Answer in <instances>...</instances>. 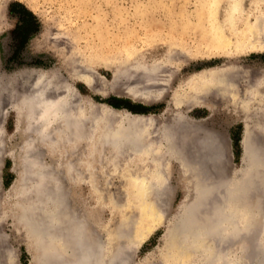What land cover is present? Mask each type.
<instances>
[{
	"label": "rangeland",
	"instance_id": "374dc122",
	"mask_svg": "<svg viewBox=\"0 0 264 264\" xmlns=\"http://www.w3.org/2000/svg\"><path fill=\"white\" fill-rule=\"evenodd\" d=\"M198 2L200 0H0V264H40L39 251L33 243V237L26 232V228L22 224V222L24 223L23 211H26V207L23 206L27 205V199L30 200L36 196L34 190V193L33 191L27 193L29 195L22 192L23 188L33 184V182H30L31 179L26 180V178L28 179L27 176L29 178L34 177L32 171L28 172L30 174L25 171L26 164L24 162V140L30 133L27 129L25 116H22L19 121L18 113L13 106L17 101L16 96L21 93L20 90L23 88L26 76L31 75L32 71L58 72L86 99V110L90 123L93 124L95 120L105 118L104 124L106 126L117 127L120 120L114 117L113 114L122 109L131 112H148L149 110L160 116L164 115L165 120L171 121L175 112L174 93L181 86L182 91H184L188 87L186 82L189 77L198 71L219 67L225 63L236 64L242 67V71L240 77L237 78L238 80L232 81V88L242 90V94H244L245 88L255 78L256 75L254 76V74L264 70V51L242 54L232 58L215 57L207 59L205 57L190 58L184 56L179 60L178 76L172 84L171 91L160 100L149 104L134 101L118 92H108L107 95L103 96L89 88L85 83L69 77L67 71L70 63L66 60L67 56H71L69 50L85 49L87 44L84 43H88V38L94 36L97 30L104 32L106 42L108 41L105 47L110 48L109 50H112V52L114 50H124L126 47L146 49L150 45L152 48L161 49L157 54L158 58L164 56L166 53L164 48H166L168 42L166 37L170 33L178 35L177 28L180 25L179 23L182 22L179 17L183 13V8L194 10ZM250 3V1L247 2V8H251ZM256 7V13L261 12L264 15V0H260ZM149 14L155 19L157 18L156 20L159 22L148 23L146 20L150 17ZM98 18L103 20L102 29L98 28L96 23ZM171 23L175 27L173 31L170 29ZM61 28L67 31L70 30L68 32L72 31V34H76L78 31L79 37L84 38L80 37L79 42L73 47H67V45L57 42L56 44L51 36L67 35V31ZM154 28L159 32L157 33ZM154 34H160L158 35L159 38L157 36L156 42L150 43L152 40L150 36H155ZM162 37L163 39H161ZM190 37L187 41L191 40L189 42L191 45L195 35L191 34ZM141 39H143V42ZM96 73L100 80L97 82L99 87L106 89L109 86L108 84L114 87V82H116L115 86L119 85L118 80L114 81L111 69L99 67ZM121 82L123 84L129 83V79H123ZM235 97L236 95L233 94L227 101L218 99L214 111H210L205 106H195L191 109L184 108L183 111L185 116L187 115L186 117L193 119L192 121L202 123L201 127L225 135L228 141L229 158L223 163V166L230 167L229 170H226L225 174L222 175L220 169H212L213 167L208 163H206L207 165L201 164L202 162L197 164L198 162H195V159L191 160L189 158L193 153H186L188 163L186 161L183 162L184 164L172 159L162 160L163 162L156 163V166H153L154 168L161 167L160 169L165 171V175L168 176L166 177L168 183L164 184L167 186L164 188L167 191L163 190L165 186L161 183L165 178L157 182L158 184L161 183L159 187L162 186L161 189L158 187V190L160 189L162 193L164 191L163 194H165L160 193V197L155 195L156 191H152L157 190L156 186L149 189L150 192L152 191L149 194L146 186L139 188L138 182L140 180L137 179L136 181L137 174L133 167L128 166L129 162H109L113 160V156L107 159L109 151L102 155L101 161V155L98 152L94 155L89 154L87 158L91 161V166L86 181L75 179L74 172L71 171L68 163H62L54 157L46 156L44 165L54 171L56 179L61 180L58 181L59 185L62 188L64 187L62 191L65 192V196L68 195L65 199L70 204L69 216L77 212L78 218L82 219L84 217L87 222L86 230H88V233L92 237L103 236L108 242V247L111 249L108 248L107 252L110 250V253L116 252L119 250L118 247H123L119 252L122 251L123 257L128 252L130 264H214L207 263L204 260H207V256L213 252L211 248L218 243V240L221 244L219 245L220 249L223 252L229 249L233 256L255 254L258 249V241L263 233L261 228L264 224V190L259 189L257 191L253 189L256 191H254L255 193L252 191L253 194L249 191L250 194L247 196L251 205L244 206V208L234 210L231 200L226 199L227 197L230 198V193L227 190L245 178V175H242L245 166L243 163L242 141L246 130L242 112L234 107ZM237 98L239 97L237 96ZM254 114L255 117L260 115L259 117L264 120V112ZM260 132L262 131L256 132V141H254L257 143L256 145L264 148V132H262L263 135ZM189 138H191L192 143L196 141V136H187L184 141L187 143L190 140ZM189 163L192 164L191 168L194 167L193 170L190 168ZM186 168L193 171V173L190 172L189 174ZM201 170L205 173L200 172ZM198 171L202 173L201 176L197 174ZM204 174L207 176H204ZM19 175L21 178L16 185ZM195 175H198V177ZM195 178L200 179V182ZM50 180L51 178L48 177L46 183L55 186ZM133 180L137 185L134 184ZM212 180L214 182H211ZM226 182L228 185L224 186L227 184ZM220 183L222 186L219 185ZM232 184L233 186H231ZM208 185H215L216 188L213 189V194L207 191L206 199L205 187ZM38 186L40 187L41 183ZM201 186L204 187V196L201 194ZM35 189L37 190L38 187L36 186ZM23 194L25 198H23ZM21 196L23 197L20 199ZM202 198L205 200L202 201ZM155 199H159L161 205ZM249 208H254L256 213L258 211V214L254 215V218L251 216L253 218L251 221H254L251 223V229L247 231L243 229V226H245L243 222L248 216L247 211ZM160 209L163 210V213ZM232 213L236 214L233 219L237 223V229L232 235L225 233L222 239H217L213 236L212 228L204 236L199 237L198 241L196 239L190 240L191 242L187 245L197 244V248H192L194 252L190 249V246L182 247L178 237L179 233L177 235L176 227L174 228L173 224H181L180 222L192 224L196 221L197 223H195L201 229V226L216 224L220 217L223 220L231 217ZM30 214L29 216L32 217ZM36 214L37 218L41 216L40 211H37ZM190 217L192 219L194 217L195 221L194 219L191 220ZM192 227L194 229V226ZM120 230L125 232L120 233ZM116 232L119 235H126L122 238L117 236ZM195 233L198 232L195 231ZM71 240L72 237L68 239L66 245L63 243L60 246H58L59 242H55L60 254L69 255L68 246ZM33 251L38 255L37 260L33 259ZM190 255L193 256V258H190L191 261L189 260ZM171 256L174 257L170 258ZM168 257L171 260L166 259ZM244 260L250 262L248 259ZM252 261L251 259L250 264H252ZM57 262L60 263V261Z\"/></svg>",
	"mask_w": 264,
	"mask_h": 264
},
{
	"label": "bare ground",
	"instance_id": "6f19581e",
	"mask_svg": "<svg viewBox=\"0 0 264 264\" xmlns=\"http://www.w3.org/2000/svg\"><path fill=\"white\" fill-rule=\"evenodd\" d=\"M248 1L251 2V8H247ZM259 1L200 0L194 10L183 8V13L179 17L182 22L179 23L180 25L177 28L178 35L172 33L166 34L168 35L166 37L168 39L167 44L164 42L166 44V48H164L166 53L159 58L157 54L161 49L152 48L150 45L146 49L126 47L124 50H114L112 52V50H109L110 48L105 47L108 41L106 42L104 32L97 30L94 36L90 39L88 38V43H84L85 45L87 44L85 49L78 47V50H69L71 56L66 57V60L70 63L67 73L69 77L85 83L89 88H92L103 96L107 95L108 92H118L134 101L147 104L154 103L168 95L171 91L172 84L178 76L179 60L181 57H205L207 59L215 57L232 58L242 54L264 51V15L261 12L256 13V6ZM100 18L96 22L98 28H101L103 21ZM156 19L150 16L146 21L153 24L158 21ZM164 23L166 24V22ZM156 27L160 28L161 26ZM174 28L172 25L170 27L171 31L175 30ZM61 29L66 30L64 28ZM68 31L65 36H51L54 43L67 45V47L76 45L81 37H79V32L77 31L76 34H72V31ZM191 34L195 35V39H193V43L190 45L189 42L191 40L189 42L187 40L191 38ZM154 35L150 36V39L152 37L150 43L156 42L157 36L160 34ZM141 40L143 42V39ZM99 67L111 69L114 81L118 80L119 85L115 86L116 82H114V87L111 84H108L109 86L106 89L99 87L97 84L99 76L96 75V70ZM241 71L242 67L232 63H225L219 67H211L198 71L189 77L186 82L188 87L184 91H182L183 88L181 86L174 93L173 104L175 112L171 121L165 120L164 115L159 118L154 115L146 117L145 115L132 114L130 111L122 109L113 114L114 117L120 120L117 127L106 126L104 124L105 118L95 120L93 124L90 123L86 110V99L65 78H62L58 72L32 71L33 75L28 74L23 82V88L20 90L21 93L16 96L17 101L13 106L18 113L19 121L22 116H25L27 129L30 133L24 140V162L26 164L25 171L27 173L32 171L34 177L29 178L27 176L28 179L26 178V180L31 179L32 181L30 182H33V184L23 188L22 192L29 195L27 193H31L34 190L36 196L30 200L27 199V205L23 206L26 207V211H23L24 223L22 222V224L26 228H24L26 232L30 233V236L33 237V243L36 245L37 251H39L40 264H130L128 252L124 257L122 256V251L119 252L123 247H118L117 253H110L111 250L107 252L108 248H110L108 247V242L103 236L92 237L88 233V230H86L87 222L84 217L82 219L78 218L77 212L69 216L70 204L65 199L68 195L65 196V192L62 191L64 187L62 188L59 185L58 181L60 179H56L54 171L44 165V158L46 156L54 157V159L56 158L57 161L62 163H68L69 168L74 172L75 179L86 181L90 170L89 167L91 166V161L87 158L89 154L94 155L98 152L101 155V161L102 155H105L109 151L107 159L113 156V160L107 161H127L129 162L128 166L135 169V173L137 174V178L134 175L136 181L137 179L140 180L138 182L139 188L146 186L147 190H149L156 186L157 190H152L156 191L155 195L159 196L160 193L165 195L163 194V190H166L164 188L167 186L164 184L168 183L166 180L168 176L165 175V171L160 169L161 167H153L154 165L156 166V163L163 162L162 160L172 159L178 163H185L187 161L186 153H193L188 157L191 160L195 159L194 161L198 162L197 164L202 162L201 164L207 165L206 163H208L213 167L212 169H220L222 175L225 174L226 170H229L230 167L226 168L223 166V163L229 158L228 141L225 135L201 127L202 123L192 121L193 119L191 120L186 117L187 115L185 116V112L183 111L184 108L191 109L195 106H205L210 111H214L218 99L227 101L233 94L236 95L233 101L234 107L242 112L245 122L246 131L242 141L243 163L245 165L242 175H245V178L227 190L230 193V198L227 197L226 199L231 200L230 202L233 203L232 207L234 210L251 205L247 195L250 192L252 193V191L255 193L256 191L253 189L257 191L259 189L264 190V148L255 143L256 132H264V120L259 117L260 115L255 117L254 114L264 112V70L254 74L256 76L251 84L245 88L244 94H242V90L232 88V81L240 77ZM126 78L129 79V83L123 84L121 81ZM102 124L104 126H101ZM262 132L260 133L262 134ZM187 136H196V141L194 140L195 142L192 143L191 138H189L190 140L186 143L184 139L186 140ZM189 165L191 168L192 164L189 163ZM187 167L189 168V166ZM193 168L191 169L193 170ZM186 170L189 174L190 172L193 173V171H189L187 168ZM200 172L203 171L201 170ZM200 172L197 173L199 176L202 174ZM198 175L195 176L198 177ZM204 176L207 175L204 174ZM48 177L51 178L52 181H50L55 186H50L51 184L46 183ZM20 178L19 175V180L15 183L16 185L19 183ZM45 178L47 179L45 180ZM161 179L166 181L164 182L163 180V183ZM213 180L215 181L216 179ZM213 180L211 182H214ZM160 181L165 186L162 190L163 193L160 192L162 186H159L161 183H159L160 185L157 183ZM30 182L28 181V183ZM39 183H41L40 187L42 188L38 186ZM221 183L219 184L220 186H222ZM215 185H213L214 187L210 185L213 187H211L212 189L209 185V188L208 186L205 187L206 199L207 191L212 193L213 189L216 188ZM226 185L228 183L224 186ZM36 186L38 187L37 190L35 189ZM158 187L160 188L159 190ZM203 189L204 187L201 189L202 193L199 192L204 196ZM149 192L150 190L147 193L149 194ZM23 196L20 199L22 197L25 198L24 194ZM29 197L31 198V196ZM260 199L259 201L262 200ZM155 200H158L157 203L161 205L159 199ZM199 200L201 201V199ZM204 200L202 198V201ZM37 211L41 213V216L38 218L36 217ZM187 211L189 212V209ZM247 212L248 216L243 222V225H245L243 229L248 231V229H251V223L254 221L251 220L254 218V215L258 214V211L256 213L254 208H249ZM235 216L236 214L232 213L231 217L225 220L220 217L217 221L215 220L216 224L214 223L212 226L204 225L201 226V229L196 224L197 222L194 217L193 219L196 223L191 222L193 225L188 222H180L181 224L176 225L172 224L174 228L176 227L177 235L179 233L178 237L182 247L190 246V249L193 250L197 248V244H187L195 239L198 241L199 237L204 236L212 228L213 236L217 239H222L225 233L232 235L237 229V223L233 219ZM190 219L193 220L191 217ZM192 226H194V229ZM261 229L263 233L258 241V249L255 254H251L250 256L245 254L233 256L229 249H226V252L220 249L219 245L221 244H219L218 240V243L214 244L211 248L213 252L209 251L211 254L204 261L214 264H250L252 259V264H264V224ZM121 230L120 233L125 232ZM194 230L198 233H195ZM116 235L123 238L126 234L119 235L116 232ZM70 237H72V240L68 246L69 255H63L62 253L61 255L58 252V246L63 245V243L66 245ZM55 242H59L58 246ZM32 256L34 260L38 259L35 251L32 252ZM173 257L171 256L170 258ZM190 258H193V256L190 255L189 260ZM244 259H248L250 262ZM57 261H60V263Z\"/></svg>",
	"mask_w": 264,
	"mask_h": 264
},
{
	"label": "water",
	"instance_id": "95a60500",
	"mask_svg": "<svg viewBox=\"0 0 264 264\" xmlns=\"http://www.w3.org/2000/svg\"><path fill=\"white\" fill-rule=\"evenodd\" d=\"M131 112V111H130ZM132 114H136V115H145L146 117H150V116H155L157 118L160 117V115L153 113L151 111L148 110V112H131Z\"/></svg>",
	"mask_w": 264,
	"mask_h": 264
}]
</instances>
